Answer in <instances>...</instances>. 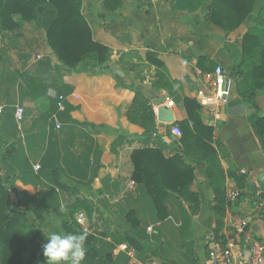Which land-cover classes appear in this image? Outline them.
Masks as SVG:
<instances>
[{
  "label": "crops",
  "instance_id": "obj_1",
  "mask_svg": "<svg viewBox=\"0 0 264 264\" xmlns=\"http://www.w3.org/2000/svg\"><path fill=\"white\" fill-rule=\"evenodd\" d=\"M211 1L203 0L199 8L189 11L182 0H122L118 10L111 11L103 0H81L80 12L91 29L92 39L109 48L110 66L114 65L123 76L87 60L74 68L58 60L43 39L54 16L48 4L34 23L24 26L22 36L0 35V106H21L25 111L21 125L13 121L16 135L6 114L2 119V175L16 177L20 171L26 172L14 182L18 195L11 193V201L17 203L16 208L32 215L46 236L50 231L63 232L58 215L18 201L42 194L47 185L35 181L33 175L39 168L35 170L34 166L56 148L64 170L78 171L84 166V183L75 182L72 177L63 176L61 180L75 187L76 196L84 200V208L74 218L80 212L84 214L85 231L119 232L140 245L149 244L157 253L150 259L157 264H208L207 249L213 239L214 219L209 210L213 192L206 163L192 156L183 157L193 168L190 189L199 199L196 213H192L182 196L171 191L158 208L154 199L132 179L131 155L135 150L157 147L165 156L182 153L180 137L174 135L173 129L180 128L176 122L188 123L183 99L190 98L199 105L202 124L212 130L211 145L226 174L225 192L237 188L235 178L245 177L243 194L234 203L225 204L222 238L229 241L233 227L244 221L250 234L264 244V197H258L250 189V181L257 185L264 183V152L248 119L252 110L234 93L223 104L212 105V109L201 107L198 102V97L207 93L203 73L220 66L232 82L241 60V40L227 39L220 27L204 21ZM257 9L256 2L245 26L252 22ZM132 50L138 52L139 58L133 55L125 58V64L120 63L121 54ZM146 51L162 62L166 78L177 81L170 90L154 87L156 68L144 60ZM40 59H47L52 69L62 73L63 85L59 92L48 86L46 95L32 100L14 74L40 75L42 69L36 68ZM49 90H54L56 96L63 95L66 108L42 119ZM135 91L145 100L130 111ZM158 97H164L160 106L166 108L165 121L158 120L160 106L152 103ZM167 100H172L173 106L167 107ZM256 103L262 113L264 89L257 94ZM239 104L245 105L242 113L230 110ZM145 105L148 110L142 108ZM172 138L178 140L181 151L165 141ZM13 142L18 148L10 159L4 148ZM28 167H32L34 174L27 173ZM60 212H64L63 204ZM119 252L115 247L113 254ZM147 254L150 256L149 251ZM135 258L145 261L137 257L136 251Z\"/></svg>",
  "mask_w": 264,
  "mask_h": 264
},
{
  "label": "trees",
  "instance_id": "obj_2",
  "mask_svg": "<svg viewBox=\"0 0 264 264\" xmlns=\"http://www.w3.org/2000/svg\"><path fill=\"white\" fill-rule=\"evenodd\" d=\"M182 1L189 11L199 8L203 2V0ZM256 2L258 3L257 12L252 22L245 26ZM103 3L107 9L116 11L122 0H103ZM46 4L53 8L54 16L45 28L43 39L58 60L69 68H74L82 60H87L90 64L109 70V48L92 39L91 29L80 12L81 0H0V35L10 36L15 33L17 37L22 36L24 26L34 23ZM204 21L220 27L227 39L241 40V60L237 74L232 79L230 93L238 96L252 110L248 119L264 152V110L259 113L256 103L257 94L264 89V0H212L207 7ZM133 55L139 58L138 52L134 50L122 53L119 58L120 63L125 64V58ZM144 60L148 65H154L156 68L157 80L154 87L170 90L177 84V81L166 78L162 62L157 60L152 52L146 51ZM36 64L37 69H42L40 75L29 72L14 74L16 80L21 79L28 97L32 100L46 95L48 86L58 91L60 85H63L62 73L52 69L47 59L37 60ZM58 96L47 97L48 105L42 119H48L52 114L57 113ZM144 100L145 97L139 91H135L130 111ZM183 100L188 123L176 122V126L180 124L178 128L181 132L182 153L165 156L162 149L157 147L135 150L131 155L132 179L145 194L154 199L158 208L161 207V201L168 191H171L182 196L188 202L192 213H196L199 199L190 189L193 168L184 162L183 157L192 156L195 160H203L207 167L208 183L213 192V199L209 206L214 219L211 237L225 243L221 230L226 204L224 189L226 174L211 145L212 130L203 125L199 118L198 103L190 98ZM63 108L65 110L66 106ZM142 108L148 110L146 105ZM15 109L16 107L2 108L1 137H3L4 124L2 119L5 114L8 122L12 123L11 131L14 135L17 134V128L13 123ZM24 112L23 108V117L20 122L15 120L19 125L23 123ZM17 148V143L13 142L4 148V152L11 159ZM33 157L34 155L31 154L32 161H34ZM60 164L59 151L52 148L39 160V169L35 174L32 167H28L27 173L34 174L35 181L46 183L47 186L39 196H28L25 201H18V203L46 208L54 212L60 219L64 233L85 234L86 251L81 264H128L129 258L123 252L113 254V250L120 243H126L135 249L137 257L141 260L146 261L153 257L151 255H157L149 244L140 245L126 234L89 233L83 230L76 223L74 214L84 208V200L79 199L76 196L78 190L64 183L61 177H72L75 182L84 183V166L78 171H66ZM2 170L0 165V264H44L46 258L42 255V244L47 236L37 227L34 217L16 208L17 203L11 201L10 197L11 193L18 195L14 182L19 180V177L22 179L21 174L26 172L20 171L16 177L3 178ZM244 180V176L235 178L239 196L243 194ZM60 204H63L64 212H60ZM148 251L150 256L147 254Z\"/></svg>",
  "mask_w": 264,
  "mask_h": 264
},
{
  "label": "built area",
  "instance_id": "obj_3",
  "mask_svg": "<svg viewBox=\"0 0 264 264\" xmlns=\"http://www.w3.org/2000/svg\"><path fill=\"white\" fill-rule=\"evenodd\" d=\"M203 83L207 89L206 94H201L198 97V102L201 107L212 109V105L223 104L230 94L231 80L225 75L224 70L220 66H216L212 71H207L202 74ZM63 95L58 96L57 107L63 109ZM166 106H173L172 100L166 101ZM2 108L0 106V112ZM14 117L17 122H20L23 117V108L16 107ZM59 127V125H56ZM175 136L180 137L179 129L174 128ZM39 165H35L37 170ZM241 173H245L241 169ZM239 196L238 190L228 189L226 193V203H234ZM76 223L85 230V218L82 212L78 213L75 218ZM117 251L125 253L131 260V264H157L153 259L139 261L135 258V251L126 243H120L116 246ZM208 264H264V244L258 238L253 237L245 222H239L233 227V235L229 241L225 240L222 243L220 239L213 238L208 244L207 249Z\"/></svg>",
  "mask_w": 264,
  "mask_h": 264
},
{
  "label": "clouds",
  "instance_id": "obj_4",
  "mask_svg": "<svg viewBox=\"0 0 264 264\" xmlns=\"http://www.w3.org/2000/svg\"><path fill=\"white\" fill-rule=\"evenodd\" d=\"M85 234L50 231L42 244L44 264H81L85 256Z\"/></svg>",
  "mask_w": 264,
  "mask_h": 264
},
{
  "label": "water",
  "instance_id": "obj_5",
  "mask_svg": "<svg viewBox=\"0 0 264 264\" xmlns=\"http://www.w3.org/2000/svg\"><path fill=\"white\" fill-rule=\"evenodd\" d=\"M110 69L117 75L119 76H123V73L116 69V67L114 65L110 66ZM48 96L50 97H55L56 96V92L54 90H49L48 91ZM164 102V97H158L156 99V101H153V105L155 106H160L162 103ZM245 108L244 104H239L237 106H233L230 108V110L234 113H242L243 110ZM157 118L160 121H165L166 119V108L163 106H160L157 110ZM165 141L171 145V146H175V150L181 151V147L178 144V140L176 138H172V139H165ZM250 189L253 193H256L258 195V197L263 198L264 197V183H260V184H256L254 181H250Z\"/></svg>",
  "mask_w": 264,
  "mask_h": 264
}]
</instances>
